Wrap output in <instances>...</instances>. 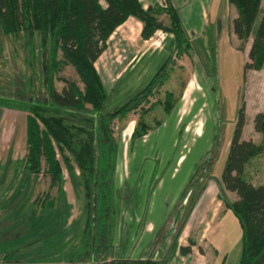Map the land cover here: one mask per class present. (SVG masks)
Returning <instances> with one entry per match:
<instances>
[{"label":"trees","instance_id":"trees-1","mask_svg":"<svg viewBox=\"0 0 264 264\" xmlns=\"http://www.w3.org/2000/svg\"><path fill=\"white\" fill-rule=\"evenodd\" d=\"M226 1L235 9L229 29L240 41L237 48L242 50L251 37L242 70H259L264 64V6L260 7L261 0ZM103 2L102 6L98 0H0V31L22 35L28 68L35 72L40 70L37 74L42 78V84L35 85L33 77L26 76L23 93L0 91V107L25 112V154L15 167L21 172L45 175L55 186L61 182L62 167L70 174L77 170L88 215L82 244L87 243L92 220L95 249L108 247L112 236V176L118 135L123 129L121 126L114 135V122L130 112L137 113L129 135V149L136 138L159 125L161 119H154L152 126L143 119L152 104L150 98L168 79V71L174 65L172 54L189 59L192 50L171 0L146 6L140 0ZM161 14L166 16V22L159 18ZM129 16L140 22L142 40L157 30L170 33L169 53L142 87L115 109L105 111L108 94L94 62L114 29ZM35 39L38 40L37 48L34 47ZM66 65L72 67L76 80L60 74ZM54 79L62 82L59 90L53 86ZM183 86L182 79L178 91ZM173 93L164 89L162 99L157 101L164 116L169 114L179 95ZM243 124L241 104L220 173L222 189L233 192L236 197L227 200L222 195V203L234 215L240 228L237 264H264V173L259 182H251V174L257 169L254 159L264 150V111H256L251 118L252 130L260 135V141L242 138ZM192 180L190 178L187 190ZM192 244L189 240L187 245L179 246V253H189ZM197 249L201 252L200 247ZM106 264H159V261L112 259Z\"/></svg>","mask_w":264,"mask_h":264},{"label":"rangeland","instance_id":"rangeland-1","mask_svg":"<svg viewBox=\"0 0 264 264\" xmlns=\"http://www.w3.org/2000/svg\"><path fill=\"white\" fill-rule=\"evenodd\" d=\"M98 1L102 6L104 5L103 0ZM140 2L143 6L160 5L164 3V0H140ZM190 2H193V7L197 6L195 8L196 13L194 12L193 15L188 14V3ZM225 3V0H171L172 6L183 19V30L190 39L192 46L191 56L188 59L183 55L175 57L172 54L174 65L168 71L169 77L150 98L152 104L143 115L145 123L152 126L154 119H160L163 116L157 101L162 99L164 89L172 90L176 94L179 81L183 79L187 82L190 74L196 69L195 82L189 90L191 91L190 96L195 102L193 105L198 106L196 117H199L200 122L198 123V118H196L194 122H190V127L197 128L200 124V129H198L200 132L198 137L194 139L193 146L195 150L206 153L198 164L188 189L189 192L183 194L182 210L179 211L178 209L179 213L169 218L166 228L162 232L164 233L162 240H167L163 246L169 247V253L172 256L170 260L174 258L173 264H237L240 252V228L237 220L230 210L224 218H221L222 215L219 214L223 203L217 205L216 199L221 197L222 201V195L227 200H233L236 197L231 192H227V196L223 194L224 189H221L220 173L236 120L237 109L241 104H243L244 112L243 137L253 139L254 142L260 141V135L252 130L251 118L256 111L264 109V68L252 73H249V69L242 70L243 62L247 61L246 52L251 37L246 40L242 50L237 48L240 41L235 39L233 35L231 38L228 32L229 21L232 16H235V10L232 6H227L228 3L226 5ZM261 6H264V0H262ZM202 15L204 18L215 16V19L218 20L217 24L198 26L199 17ZM159 18L166 22L165 15L161 14ZM257 20L258 15L253 21V29ZM140 26L141 24L136 18L129 16L108 37L101 57L94 63L108 97H111L110 90L120 77L121 82L126 80L127 86L133 88L132 93L139 89L149 76L143 74L138 80L133 81V74L136 76L141 70L144 73L149 69L153 70L155 66L160 65V62L162 63L169 53L172 41L170 33L157 30L148 39L142 40L139 36ZM198 27L200 31L197 30L196 32ZM209 28L212 29L211 36L207 35ZM221 33L227 38L225 41L221 38ZM23 40L19 33L8 35L0 31L1 92L23 93L25 90L23 83L26 84L28 76L33 77V84L40 85V82L42 84V78L37 74L38 72L40 74V70L35 72L28 68L25 50H23ZM34 47H38L37 39L34 40ZM123 69L124 71L121 73L120 71ZM60 74L65 78L77 79L69 65L64 66ZM61 85V81L53 80V86L56 90H59ZM127 95L124 96V100L128 97ZM113 107L115 109L117 106ZM113 109L110 108L109 110ZM136 118L137 113L130 112L122 121L114 122L116 127L114 135L118 134L119 128L124 124L118 135V153H120V148L123 145H127L128 142L125 138L130 135L131 126L133 127ZM178 121L174 122L177 127L180 125V121ZM167 124H169V120ZM160 138V135L157 137L153 132L143 138V140H151V152L148 153L147 157H142V161L148 162L150 165L154 163L157 168L163 167V162H170L173 159L164 158V148L170 144L168 142L170 137H165L164 142ZM179 138L180 136L174 139L177 146L180 142ZM211 140L213 141V148L210 147ZM125 148L127 149L126 146ZM210 152H212L211 157H209ZM24 154L25 113L0 108V209L49 210V202L45 201L42 206L39 205V201L42 202V197L45 194H54L58 198L57 202L55 200L52 209H62L60 215L63 217L57 215L59 223L65 222L63 220H66L65 215L68 214L71 203L77 208L85 209L76 169L70 174L62 167L60 184L58 186L51 185L45 175L29 174L14 169L15 163L22 159ZM193 154L190 152L186 155L185 163L189 162L190 156ZM127 158V156L126 158L123 156L119 158V161L127 160ZM254 162L257 169L253 175L251 174V182L257 183L264 173V150L254 159ZM33 194L37 201L32 203ZM66 195H70L73 199L69 204L66 203L67 198L64 197ZM82 201L83 206H80ZM219 206L221 207L219 208ZM48 214L50 213L47 215H42V213L38 215L37 213L38 218L43 219L44 226L46 224L51 225L52 220L50 221ZM137 219L143 220L142 217ZM67 225H69L68 222ZM67 225L65 228L66 235H70L71 227ZM91 227L93 229L92 220ZM73 232L75 233L76 230ZM206 234L215 237L212 246L217 247L218 251L215 252L211 246L204 242L203 237ZM62 238L61 235L59 239L57 237L54 241L60 243ZM189 240H192L194 253L186 257L181 256L182 254L179 256L175 250L177 244L185 245ZM93 247L94 244L92 243V258L99 256L104 251V249L94 251ZM198 247L201 248V252L197 249Z\"/></svg>","mask_w":264,"mask_h":264},{"label":"crops","instance_id":"crops-1","mask_svg":"<svg viewBox=\"0 0 264 264\" xmlns=\"http://www.w3.org/2000/svg\"><path fill=\"white\" fill-rule=\"evenodd\" d=\"M226 4L227 1L225 5ZM227 6L230 5L227 4ZM196 7H193V2L188 3V14L190 13L193 15ZM180 18L183 25V19L182 17ZM199 19L200 22L198 26L200 27L208 24L213 26L217 24L218 21L213 15L208 18H204L202 15ZM197 30L200 31V28L198 27L196 32ZM211 30L210 28L208 29L207 35H212ZM228 32L232 38L233 33L229 28ZM220 36L223 41L227 39L222 33ZM194 38H196V36H194ZM100 57L101 54L95 62ZM156 68L157 66H155L153 70L149 69V72L147 71L146 73L141 70L142 72L139 71V73H141H137L136 76L133 74V81L138 80L143 74L150 78ZM261 68H264V64ZM249 70V73L257 71ZM123 71L124 69L120 72L122 73ZM195 71L196 69L190 74L187 82L184 80L185 83L181 91H178V88V98L169 114L166 116L163 115L160 118L161 122L159 125L152 127L146 134L136 138L130 149L127 143V145H123L120 148V153H118L119 148L117 145L112 181L114 217L111 242L108 247H99V249H95V246L93 247L94 251H102L104 249L103 253L92 258L91 226H89L90 229L87 234V243L84 242V244H82V239L85 236V234L83 235V229L85 230L88 216L86 210L77 208L76 205L71 203L69 212L65 215L66 220H63L65 222L63 223L61 221L59 223L57 215L63 217V215H60L62 212L60 210L62 209H52L55 200L57 202L58 198L54 194H45L44 197H42V202L40 203V201H38L40 206H42L45 201L47 203L49 202V210L0 209V264H106V262L112 259H152L159 261V264H173L172 260H174V258L170 260L172 256H170L169 247L163 246V243H167V240H162V237H164V233L162 232L166 228L169 218L177 215L179 211L182 210L183 206L181 203L183 202V194L184 192H189V190L187 191L186 189L189 180L190 178L193 179L198 164L206 153L195 150L193 146L194 139L198 137L200 132V130H198L200 129V124L197 128L190 127V122H194V119L198 118V123L200 122L199 117H196L198 106L195 104L193 105L195 102H193V98L190 96L191 91L189 90L195 82ZM120 84L121 86L119 87ZM132 89L133 88L127 86L126 80L121 82L120 77L114 84L112 90H110L111 97H108L104 110L111 111L109 110L110 108L113 109V106H118V104L124 100L126 94L129 96V94L132 93ZM3 109L15 110L8 108ZM262 111H264V109ZM168 120L169 124H167ZM176 120L180 121L178 127L174 124ZM122 126L124 127V124ZM243 128L244 124L242 129ZM151 132L155 133L157 137L160 135V139L163 140V142L165 141V137H170L168 141L170 144L164 148V158L173 159L170 162H163V167L157 168L154 163L150 165L148 162L142 161V157H147L148 153L151 152V140H143V138ZM179 136L180 142L177 146V144L174 143V139ZM241 137L247 139L243 137L242 131ZM125 139H127L128 142L129 136ZM251 140L254 141L253 139ZM210 143V147H212L213 141L211 140ZM190 152L194 154L190 156L189 162L185 163V159L187 158L186 155ZM123 156L124 158L127 156V160L119 161V158ZM183 165L185 166L182 168ZM15 168L14 166V169ZM227 192L230 193V191L224 190L223 194L227 196ZM33 195L32 203L36 201V197ZM64 197L65 199L67 198L66 203L68 204L73 201L70 195ZM216 200L217 205L222 203L221 197ZM80 206H83V201ZM220 207L221 206H219V208ZM178 209L179 211H177ZM228 211L229 209L223 206L219 214L220 216L222 215L221 218H224ZM37 213L38 215L39 213H42V215L50 213L48 216H50V221L52 220L51 225L46 224V226H44L42 222L43 219L40 220ZM35 217L36 219H34ZM140 217L143 218L142 221L137 219ZM67 222L69 225H67ZM66 225L71 227L70 235H66ZM74 230H76L75 233L73 232ZM77 234L78 236H76ZM61 235L63 238L60 243L54 241L57 237L59 239ZM203 239L207 245L215 250V252L218 251L217 247L212 246L215 237L206 234ZM158 244H160L159 247H157ZM179 246L184 245L178 243L176 246V253L180 256L181 254L178 251ZM193 253V245H191L190 252L181 256L186 257Z\"/></svg>","mask_w":264,"mask_h":264},{"label":"built area","instance_id":"built-area-1","mask_svg":"<svg viewBox=\"0 0 264 264\" xmlns=\"http://www.w3.org/2000/svg\"><path fill=\"white\" fill-rule=\"evenodd\" d=\"M113 130H116V127L115 126L113 127Z\"/></svg>","mask_w":264,"mask_h":264}]
</instances>
